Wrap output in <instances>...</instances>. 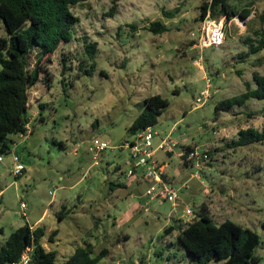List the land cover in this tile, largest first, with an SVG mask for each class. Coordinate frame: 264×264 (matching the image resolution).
<instances>
[{
    "label": "rangeland",
    "instance_id": "1",
    "mask_svg": "<svg viewBox=\"0 0 264 264\" xmlns=\"http://www.w3.org/2000/svg\"><path fill=\"white\" fill-rule=\"evenodd\" d=\"M203 1L89 0L71 9L78 23L72 41L60 46L50 63V87L43 81L29 91L30 131L24 140L11 136V151L1 156L0 189L5 192L0 195V245L14 230L43 216L39 225L57 230L55 248L64 256L69 254L65 246L89 243L94 254L107 250L99 264H190L177 244L178 230L164 231L192 221L204 203L216 223L230 219L260 236L254 254L261 258L258 264H264V143L227 147L239 130L262 127L264 103L249 100L229 112L214 110L220 101L243 93L245 83L253 85L252 72L264 74L263 54L245 60L238 56L248 50L244 37L259 27L255 14L264 11V0H230L238 10L254 3L246 26L232 19L236 25L224 28L220 45L200 50L191 34L197 36L195 20ZM112 6L116 9L111 17ZM163 10L173 17L165 18ZM158 20L168 31L153 35L146 28ZM219 21L224 26V19ZM130 25L135 27L132 32ZM5 35L0 19V37ZM83 38L97 42L92 75L83 73L88 68ZM34 61L32 54L30 69ZM207 78L210 99L199 106L195 101ZM61 80L71 82L64 91ZM157 94L168 106L154 130L164 136L171 127L177 129L171 135L177 142L172 156L154 154L166 164L161 167L165 180L179 190L175 206L146 197L144 179L140 186L133 184L141 170L126 177L127 128L139 115L142 100ZM34 112L40 113L35 119ZM95 139L107 144L96 159L90 149ZM157 143L155 138L154 146ZM184 146L209 151L211 159L200 170L188 168L181 160ZM14 153L24 157L23 177L11 173ZM113 183L126 187L111 190ZM44 247L48 250L46 242Z\"/></svg>",
    "mask_w": 264,
    "mask_h": 264
},
{
    "label": "trees",
    "instance_id": "2",
    "mask_svg": "<svg viewBox=\"0 0 264 264\" xmlns=\"http://www.w3.org/2000/svg\"><path fill=\"white\" fill-rule=\"evenodd\" d=\"M87 1L89 0H0V19L6 33L5 36L0 37V157L10 153L13 144L11 136L25 133V125L29 124V91L38 82L43 83V81L46 82L47 88L50 87L52 78L49 70L50 63L58 48L72 41L73 29L78 23V18L71 9ZM253 4L250 1L244 8L238 10L230 5V0L203 1L198 7L199 14L195 21L200 23L206 16L216 20L223 18L225 28L232 19L237 18L244 21L246 26V19L251 13L250 7ZM115 9V6L110 8L108 14L111 17ZM162 13L165 18L173 17V12L163 10ZM255 15L259 27H252L253 35L244 37L243 43L248 46V50L238 55L243 60L253 54H263L264 58V11ZM128 27L131 32L135 29L133 25ZM146 30L153 35H160L167 32L168 28L165 23L158 20L151 22ZM234 30L236 32L235 26ZM83 48L88 64V68L84 69L83 73L92 75L98 50L97 42H87L86 38H83ZM32 54L35 61L30 69L28 62ZM61 61V73H64L67 70V64L63 58ZM252 82L253 85L245 83L243 93L217 103L215 112H229L235 107H244L249 100L264 103V74L252 72ZM60 85L64 91L71 82L67 84L61 80ZM139 106L141 111L127 128L130 139L125 143L131 142L138 132L148 127L154 128L158 116L168 106V101L157 94L143 99ZM260 112L264 118V106ZM95 123L97 121L93 122V127ZM263 143L264 122L260 129L248 127L239 130L227 147L234 149ZM194 148L182 147L185 153ZM206 153L211 159L209 151ZM184 159L185 155L181 156L182 163L186 166ZM188 168H190L189 165ZM115 170H120V167H115ZM162 178L165 179L164 175ZM110 185L111 190L126 187L124 183ZM62 215L61 212L57 214L59 221L63 219ZM174 229L178 230L177 244L186 252L190 264L212 262L258 264L260 262L261 258L254 254V250L261 243L260 236L230 219L216 223L204 203L197 211H194L192 221L178 225L176 228L169 226L164 233L169 234ZM57 233V230L49 231L44 225L30 227L25 224L19 227L0 245V264L18 262L27 248H31L29 264H99L107 255L106 249L94 254L92 245L89 243L78 245L67 256L61 255L55 248L57 244L54 239ZM45 242L48 244V250L44 247ZM170 245L173 243L169 242ZM157 256H161V253ZM169 258L168 256L167 259Z\"/></svg>",
    "mask_w": 264,
    "mask_h": 264
},
{
    "label": "built area",
    "instance_id": "3",
    "mask_svg": "<svg viewBox=\"0 0 264 264\" xmlns=\"http://www.w3.org/2000/svg\"><path fill=\"white\" fill-rule=\"evenodd\" d=\"M197 36L193 33L191 34L193 40L195 41L194 47L204 50L211 46H217L222 43L225 37L224 26L222 22L206 16L199 24L196 29ZM199 61H195L196 65ZM201 68V66H199ZM210 89L211 81L207 78L205 89L202 90L196 98V103L199 106L204 105L210 99ZM25 133L20 134L19 137L24 140L30 131L29 124L25 125ZM175 126L171 127L168 134L162 136L152 127H148L140 132H138L131 142L125 143L123 148L129 151L130 168L126 173L127 178H131L136 175L138 170L142 171V176L145 182L148 184L144 195L150 200H162L175 206L179 199V190L173 187L165 179L162 178L164 174L161 169V165L154 159V154L156 152H163L165 155L174 152L177 147V142L172 139L171 135L176 132ZM157 138L158 143L154 146L153 140ZM92 148L94 152L93 158L96 159L99 154L107 148L105 142L99 141L97 139L93 140ZM185 155L184 162L190 166L192 169L200 170L202 164L209 160L206 151L194 148L191 151L183 152L181 156ZM13 166L12 174L15 177L21 176L24 172V165L21 158L17 154H13ZM2 157H0V161ZM21 207L24 208V204L21 203ZM187 215L193 216V211L189 208L185 210ZM31 248H27L21 255L18 262L12 264H29L31 261Z\"/></svg>",
    "mask_w": 264,
    "mask_h": 264
},
{
    "label": "crops",
    "instance_id": "4",
    "mask_svg": "<svg viewBox=\"0 0 264 264\" xmlns=\"http://www.w3.org/2000/svg\"><path fill=\"white\" fill-rule=\"evenodd\" d=\"M232 23H235V22H233V20H231L226 26H225V29L227 28V27H229V26H231L232 27V25H236V23L235 24H232ZM39 116V113L38 112H34L33 113V115H32V117L31 118H33V119H35V118H37ZM30 121V120H29ZM167 157L168 156H172V154H169V155H166ZM23 156H22V158H21V160H23ZM157 161V160H156ZM3 162V160H1L0 161V163H2ZM23 162V161H22ZM158 162V161H157ZM159 163V162H158ZM159 165H161L162 167H165L166 166V164H164V163H162V164H160L159 163ZM12 171V170H11ZM12 173V172H11ZM26 174V170H25V168H24V172H23V174L20 176V177H23L24 175ZM137 174V173H136ZM14 178H16V177H14ZM141 179H143V176H142V173H141V175H139L138 174V178L136 179V181L135 182H133V184H135L136 186H140L141 184H140V180ZM126 185V184H125ZM4 192H5V190L4 189H0V195L2 196L3 194H4ZM43 222V216L42 217H40L33 225H31V224H28L30 227H36L37 225H39L40 223H42ZM59 242V241H58ZM60 243V242H59ZM2 244V243H1ZM71 244H73V243H71ZM64 247V246H63ZM77 247V245H75V246H72V245H69L68 247L67 246H65V249H64V253L65 254H67V253H69V254H71L72 252H73V250L75 249ZM62 253V252H61ZM61 255H63V254H61ZM68 255V254H67Z\"/></svg>",
    "mask_w": 264,
    "mask_h": 264
}]
</instances>
